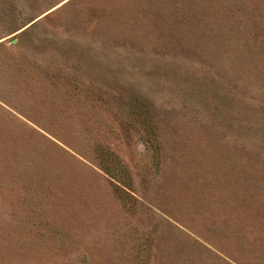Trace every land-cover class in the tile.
<instances>
[{"label":"rangeland","instance_id":"rangeland-1","mask_svg":"<svg viewBox=\"0 0 264 264\" xmlns=\"http://www.w3.org/2000/svg\"><path fill=\"white\" fill-rule=\"evenodd\" d=\"M0 264H264V0H0Z\"/></svg>","mask_w":264,"mask_h":264}]
</instances>
